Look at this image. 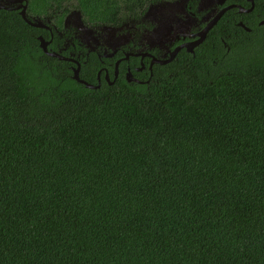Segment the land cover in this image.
Masks as SVG:
<instances>
[{
	"label": "trees",
	"instance_id": "obj_1",
	"mask_svg": "<svg viewBox=\"0 0 264 264\" xmlns=\"http://www.w3.org/2000/svg\"><path fill=\"white\" fill-rule=\"evenodd\" d=\"M71 1L27 11L60 26ZM153 1L74 6L115 24ZM226 17L149 81L89 88L0 9V264H264V27L227 50Z\"/></svg>",
	"mask_w": 264,
	"mask_h": 264
},
{
	"label": "flooded vegetation",
	"instance_id": "obj_2",
	"mask_svg": "<svg viewBox=\"0 0 264 264\" xmlns=\"http://www.w3.org/2000/svg\"><path fill=\"white\" fill-rule=\"evenodd\" d=\"M220 1L178 0L173 3L161 4L162 0H154L145 9L136 14L122 15L119 23L94 24L85 21L87 25L94 28L91 34L81 32L76 27V22L78 21L73 16L70 19L71 22L67 26L64 25L66 16L73 9L68 7V5L65 7L69 10L63 15L60 26L57 23L59 16L54 12L51 14H38L27 11V13L29 17H41L44 19L45 26L39 28L46 30L49 34L47 38L41 34L48 40L47 49L61 53L65 57L77 59L80 63V69L82 64L88 60L90 53H96L102 63L97 71V83L100 82L101 84L102 76L108 83H113L121 73V70L125 79L126 73L130 70L134 77L131 81L143 83L150 80L155 65L177 61L185 54L195 55L196 50L204 42L209 32L226 14H228V17L222 23L221 32L217 33L227 50H229V46L225 41L226 37H233V39L239 41L243 36L246 37L249 33L261 30L264 27V0H253V3L252 0H223L222 3ZM231 4L238 6L227 9L210 28L205 38L196 44L200 36L199 33L205 26L223 8ZM258 4L259 9L257 10L256 6ZM151 5H154L153 12L146 14ZM240 7H252V9L240 11ZM12 10L20 13L19 9L13 8ZM58 11L60 13V10ZM160 22L163 23L164 28ZM230 22L232 23L231 27L228 26ZM155 28L156 31L154 32ZM114 48L116 52L113 55H105V53L113 52ZM44 53L47 52L44 51ZM126 53H130L129 57L123 58ZM153 57L170 58L171 60L166 63L155 62L151 65ZM118 59L121 60L118 65V73L115 75V63ZM63 60L72 63L70 64V69L73 75L77 62L69 59ZM123 62L125 64L121 67ZM106 72H108L109 79L106 77ZM142 73L144 75L147 74L146 79L140 76Z\"/></svg>",
	"mask_w": 264,
	"mask_h": 264
},
{
	"label": "water",
	"instance_id": "obj_3",
	"mask_svg": "<svg viewBox=\"0 0 264 264\" xmlns=\"http://www.w3.org/2000/svg\"><path fill=\"white\" fill-rule=\"evenodd\" d=\"M178 0H174V1H171V0H162L161 4H164V3H173V2H176ZM210 1V0H208ZM221 3L223 2V0L220 1ZM252 3H253V0H252ZM14 4V5H12ZM235 6H238L236 4H231V5H228L226 6L225 8H223L206 26L205 28L199 33V38L198 40L196 41V44L197 43H200L206 36L207 32L210 30V28L219 20V18L221 17V15L229 8L231 7H235ZM153 7L154 5H151L148 10L146 11V14H149L151 12H153ZM19 9L20 10V15L23 17V19L29 23L30 25L32 26H35V27H41V26H45V23H44V19L41 18V17H29L28 16V13H27V8H28V0H0V9ZM252 7L250 8H242L240 7V11H249L251 10ZM74 17L76 18V20L78 22H76V27L81 31V32H84L86 34H91V32L94 30L93 27L89 26L86 24L83 16H82V12L80 9L78 8H74L72 9V11L66 16L65 18V22H64V25L67 26L71 19V17ZM162 27L164 28L163 26V23L160 22ZM154 32L156 31V28L153 30ZM38 39L40 40V46L41 48L47 52L49 55L51 56H55V57H58L60 59H69V60H74L77 62V67L74 68L73 70V78L81 83H83L86 87H89V88H98L100 86V82L97 83V84H93V83H90L88 81H86L85 79L81 78L80 77V63L78 62L77 59H74L72 57H65L63 54L61 53H58V52H54V51H49L47 49V44H48V40H46L42 35H39L38 36ZM92 50V48H90ZM114 52H116V49L114 48V51L107 54L105 53L106 56H111L114 54ZM133 54H138V53H133ZM130 55V53H126L125 56L123 58H128ZM121 59H118L115 63V75H117L118 73V65H119V62H120ZM171 59L168 58V59H162V58H155L153 57L152 60H151V65L155 62H158V63H166L168 61H170ZM99 74H100V71H99ZM106 77L107 79H109V75H108V72H106ZM126 79L127 81H131L134 79L133 75H132V72L129 70L127 73H126Z\"/></svg>",
	"mask_w": 264,
	"mask_h": 264
},
{
	"label": "rangeland",
	"instance_id": "obj_4",
	"mask_svg": "<svg viewBox=\"0 0 264 264\" xmlns=\"http://www.w3.org/2000/svg\"><path fill=\"white\" fill-rule=\"evenodd\" d=\"M75 4H76V0H72L71 2H68L66 5L74 9V8H77L76 6H74Z\"/></svg>",
	"mask_w": 264,
	"mask_h": 264
}]
</instances>
